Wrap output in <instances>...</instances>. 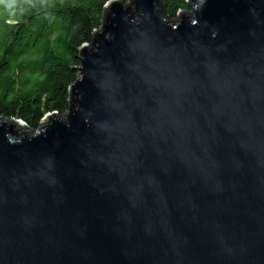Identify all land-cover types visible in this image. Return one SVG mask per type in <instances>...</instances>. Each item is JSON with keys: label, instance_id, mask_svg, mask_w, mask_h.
I'll list each match as a JSON object with an SVG mask.
<instances>
[{"label": "water", "instance_id": "1", "mask_svg": "<svg viewBox=\"0 0 264 264\" xmlns=\"http://www.w3.org/2000/svg\"><path fill=\"white\" fill-rule=\"evenodd\" d=\"M128 1L63 113L0 117V264H264V0Z\"/></svg>", "mask_w": 264, "mask_h": 264}, {"label": "trees", "instance_id": "2", "mask_svg": "<svg viewBox=\"0 0 264 264\" xmlns=\"http://www.w3.org/2000/svg\"><path fill=\"white\" fill-rule=\"evenodd\" d=\"M108 1L17 0L11 8L7 0L0 3V117L35 129L46 113L67 109L79 49L104 23ZM160 1L175 19L192 0Z\"/></svg>", "mask_w": 264, "mask_h": 264}, {"label": "clouds", "instance_id": "3", "mask_svg": "<svg viewBox=\"0 0 264 264\" xmlns=\"http://www.w3.org/2000/svg\"><path fill=\"white\" fill-rule=\"evenodd\" d=\"M6 0H0V3H5ZM24 2L29 3L30 0H24ZM8 7L11 8L13 5L17 3V0H7Z\"/></svg>", "mask_w": 264, "mask_h": 264}, {"label": "rangeland", "instance_id": "4", "mask_svg": "<svg viewBox=\"0 0 264 264\" xmlns=\"http://www.w3.org/2000/svg\"><path fill=\"white\" fill-rule=\"evenodd\" d=\"M127 3H128V0L125 2V4H127ZM188 11H189V10H184V11H182V13H186V14H188V13H189ZM180 14H181V13H180ZM175 19H176V18H175ZM44 118H45V117H43V118L40 120V122H43V121L45 120ZM43 119H44V120H43ZM23 122H24V121H23ZM17 126H18V127L21 126L22 128L24 127L23 129H24V130H25V129L27 130V128H25L24 125L22 126V125H19V124H18Z\"/></svg>", "mask_w": 264, "mask_h": 264}, {"label": "bare ground", "instance_id": "5", "mask_svg": "<svg viewBox=\"0 0 264 264\" xmlns=\"http://www.w3.org/2000/svg\"><path fill=\"white\" fill-rule=\"evenodd\" d=\"M20 125V124H19Z\"/></svg>", "mask_w": 264, "mask_h": 264}]
</instances>
